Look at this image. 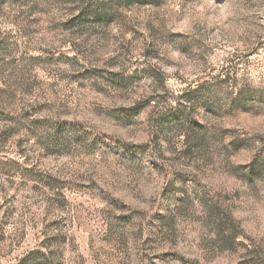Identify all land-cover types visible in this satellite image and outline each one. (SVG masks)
I'll list each match as a JSON object with an SVG mask.
<instances>
[{
  "label": "rangeland",
  "instance_id": "rangeland-1",
  "mask_svg": "<svg viewBox=\"0 0 264 264\" xmlns=\"http://www.w3.org/2000/svg\"><path fill=\"white\" fill-rule=\"evenodd\" d=\"M0 264H264V0H0Z\"/></svg>",
  "mask_w": 264,
  "mask_h": 264
}]
</instances>
